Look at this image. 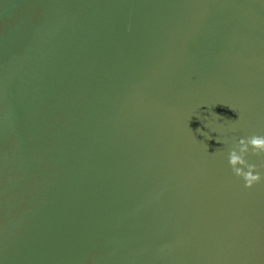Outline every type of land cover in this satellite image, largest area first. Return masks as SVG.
Segmentation results:
<instances>
[{
	"label": "water",
	"instance_id": "1",
	"mask_svg": "<svg viewBox=\"0 0 264 264\" xmlns=\"http://www.w3.org/2000/svg\"><path fill=\"white\" fill-rule=\"evenodd\" d=\"M253 134L264 0H0V264H264Z\"/></svg>",
	"mask_w": 264,
	"mask_h": 264
},
{
	"label": "clouds",
	"instance_id": "2",
	"mask_svg": "<svg viewBox=\"0 0 264 264\" xmlns=\"http://www.w3.org/2000/svg\"><path fill=\"white\" fill-rule=\"evenodd\" d=\"M248 155L264 156V135L253 134L246 138H240L230 149L228 155V162L233 173L245 181V187L251 188L261 181L262 176L258 166L248 162L246 159Z\"/></svg>",
	"mask_w": 264,
	"mask_h": 264
}]
</instances>
